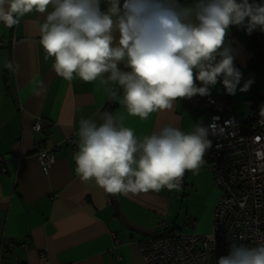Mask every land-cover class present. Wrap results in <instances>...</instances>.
<instances>
[{"label":"clouds","instance_id":"clouds-1","mask_svg":"<svg viewBox=\"0 0 264 264\" xmlns=\"http://www.w3.org/2000/svg\"><path fill=\"white\" fill-rule=\"evenodd\" d=\"M33 12L45 14L39 42L53 71L69 82L99 79L111 101L141 120L172 111L178 99L208 96L218 82L229 95L247 92L253 81L238 87L242 72L226 39L230 26L264 33V0H0L6 28ZM98 115L100 123L79 121L75 174L112 196L179 191L186 171L199 174L213 146L209 135H227L214 117L189 132L167 124L137 138L123 114ZM259 115L264 126V106ZM255 154L264 160V147ZM217 264H264V244L232 243Z\"/></svg>","mask_w":264,"mask_h":264},{"label":"crops","instance_id":"crops-1","mask_svg":"<svg viewBox=\"0 0 264 264\" xmlns=\"http://www.w3.org/2000/svg\"><path fill=\"white\" fill-rule=\"evenodd\" d=\"M44 15L26 14L11 29L0 23V36L9 41L0 47V247L15 244L10 251L2 250L5 262L0 264H142L139 245L161 233L162 221L181 231L177 224L181 189L211 191L212 176L203 163L198 175L186 171L179 191L107 194L94 180L81 182L75 174L79 121L92 118L100 123L98 113L108 111L123 114L124 125L137 138L167 124L189 132L205 122L197 108L198 95L178 99L172 111L152 113L146 120L129 116L110 100L99 79L69 82L53 71V58L44 59L39 42ZM231 27L234 37L226 43L235 49L242 87L251 79V40L244 30ZM6 60L12 69L5 67ZM210 94L232 101L243 98L249 104L256 89L251 84L247 92L229 95L218 82ZM36 120L43 126L41 134L32 131ZM69 139L76 143L74 151L66 144ZM44 149L55 158L47 173L36 156ZM40 251L45 252L43 257Z\"/></svg>","mask_w":264,"mask_h":264},{"label":"built area","instance_id":"built-area-1","mask_svg":"<svg viewBox=\"0 0 264 264\" xmlns=\"http://www.w3.org/2000/svg\"><path fill=\"white\" fill-rule=\"evenodd\" d=\"M228 37L232 40L231 34ZM14 39H10L12 44ZM0 36V47L8 43ZM260 90V99L248 104L246 114L236 113L234 102L212 94L199 96L197 108L205 115L204 126L215 121L225 128L227 135L213 137L212 148L204 156V166L220 188L221 196L213 214V231L208 236L170 232L168 223H160L161 233L140 243L142 264H217L218 259L229 254L230 245L246 247L264 244V160H258L255 152L264 147V126L259 124V113L264 106V80L253 77ZM32 131L43 133L39 120ZM260 136L261 143L253 138ZM71 151L76 149L73 139L66 142ZM219 145V147H217ZM43 173L53 166L55 158L51 150L36 152ZM15 247L13 242L0 247V263L5 262L1 252ZM25 247V246H23ZM44 251L39 255L43 257Z\"/></svg>","mask_w":264,"mask_h":264},{"label":"rangeland","instance_id":"rangeland-1","mask_svg":"<svg viewBox=\"0 0 264 264\" xmlns=\"http://www.w3.org/2000/svg\"><path fill=\"white\" fill-rule=\"evenodd\" d=\"M231 31H233L232 27H230L229 34H231ZM227 39L230 38L227 37ZM233 101H235L234 106L236 113H247L248 104L243 98L238 100L233 99ZM212 182L214 184V181ZM220 196L221 190L215 184L213 185V190L204 193L195 190L190 191L187 186L183 187L177 199L180 212L177 224L181 226V231L177 229L175 232L200 236L210 235L213 231V214L215 206ZM212 205L214 206L212 207Z\"/></svg>","mask_w":264,"mask_h":264},{"label":"trees","instance_id":"trees-1","mask_svg":"<svg viewBox=\"0 0 264 264\" xmlns=\"http://www.w3.org/2000/svg\"><path fill=\"white\" fill-rule=\"evenodd\" d=\"M180 2L187 4V3L193 2V0H180ZM231 36L234 37V34L231 33ZM249 36L251 40L249 51H248L251 80L253 79V77L264 80V33L257 30V31H254ZM234 64L237 68H239L236 62H234ZM252 84L254 88L256 89L257 93L254 96L250 97L249 100H253L255 98L254 102H256L257 100L260 99V90L254 82H252ZM173 228L170 227L169 231L172 232L174 230H177L175 229L174 225H173Z\"/></svg>","mask_w":264,"mask_h":264}]
</instances>
